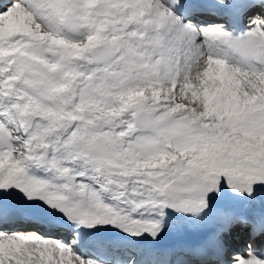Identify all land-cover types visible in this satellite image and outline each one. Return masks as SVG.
Here are the masks:
<instances>
[{"label": "snow or ice", "instance_id": "1", "mask_svg": "<svg viewBox=\"0 0 264 264\" xmlns=\"http://www.w3.org/2000/svg\"><path fill=\"white\" fill-rule=\"evenodd\" d=\"M0 264H264V0H0Z\"/></svg>", "mask_w": 264, "mask_h": 264}, {"label": "bare ground", "instance_id": "2", "mask_svg": "<svg viewBox=\"0 0 264 264\" xmlns=\"http://www.w3.org/2000/svg\"><path fill=\"white\" fill-rule=\"evenodd\" d=\"M245 23L247 24L248 21L245 20ZM26 227H27L26 223L25 224H19V225L16 226V229L18 231H24V232H30V230H32V229H26ZM55 234L56 233H53V235H55ZM243 235H244V232L243 231H240V232L236 233L234 237H238L239 238V237H241Z\"/></svg>", "mask_w": 264, "mask_h": 264}]
</instances>
